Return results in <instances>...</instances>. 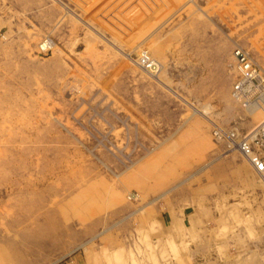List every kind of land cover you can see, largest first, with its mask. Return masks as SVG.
I'll return each mask as SVG.
<instances>
[{
	"label": "rangeland",
	"instance_id": "1",
	"mask_svg": "<svg viewBox=\"0 0 264 264\" xmlns=\"http://www.w3.org/2000/svg\"><path fill=\"white\" fill-rule=\"evenodd\" d=\"M0 29V264H264V183L212 135L263 118L231 87L264 0H0Z\"/></svg>",
	"mask_w": 264,
	"mask_h": 264
},
{
	"label": "built area",
	"instance_id": "2",
	"mask_svg": "<svg viewBox=\"0 0 264 264\" xmlns=\"http://www.w3.org/2000/svg\"><path fill=\"white\" fill-rule=\"evenodd\" d=\"M42 43H45V48L40 46V52H48L52 41L46 39ZM232 57L234 74L231 87L232 100L245 110H260L263 118L247 132H241L233 127L229 129L216 127L213 128L212 135L216 144L227 152L240 155L264 183V97L262 96L264 73L242 48H235ZM136 64L149 73L158 71V63L146 49L140 50Z\"/></svg>",
	"mask_w": 264,
	"mask_h": 264
},
{
	"label": "crops",
	"instance_id": "3",
	"mask_svg": "<svg viewBox=\"0 0 264 264\" xmlns=\"http://www.w3.org/2000/svg\"><path fill=\"white\" fill-rule=\"evenodd\" d=\"M186 221H187V215L185 214V212H183V219H182L183 226L186 225ZM170 224H171V220H170Z\"/></svg>",
	"mask_w": 264,
	"mask_h": 264
},
{
	"label": "bare ground",
	"instance_id": "4",
	"mask_svg": "<svg viewBox=\"0 0 264 264\" xmlns=\"http://www.w3.org/2000/svg\"><path fill=\"white\" fill-rule=\"evenodd\" d=\"M143 70V69H142ZM147 73H149V72H147ZM153 76V75H152Z\"/></svg>",
	"mask_w": 264,
	"mask_h": 264
}]
</instances>
